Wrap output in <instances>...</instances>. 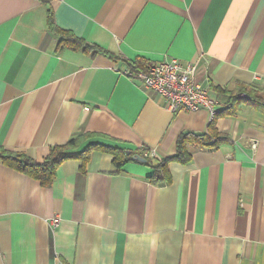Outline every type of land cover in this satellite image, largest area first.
<instances>
[{"label": "crops", "instance_id": "0c3cea01", "mask_svg": "<svg viewBox=\"0 0 264 264\" xmlns=\"http://www.w3.org/2000/svg\"><path fill=\"white\" fill-rule=\"evenodd\" d=\"M48 11L119 59L60 46ZM137 57L195 63L212 96H264V0H0V147L42 162L89 135L162 158L181 133L206 132V109L172 112L123 73ZM215 126L228 141L190 146L165 185L97 149L59 163L48 186L0 163V264H264V114L241 103Z\"/></svg>", "mask_w": 264, "mask_h": 264}, {"label": "trees", "instance_id": "16d2710c", "mask_svg": "<svg viewBox=\"0 0 264 264\" xmlns=\"http://www.w3.org/2000/svg\"><path fill=\"white\" fill-rule=\"evenodd\" d=\"M47 25L50 31H53L60 37V46H69L71 48H81L84 52L95 54H102L112 60H118L119 57L114 53L102 48L94 43H88L82 38H78L67 30L58 28L52 19V14L48 11ZM125 66L130 71L145 70L150 64L145 59L137 57L134 60H124ZM241 86L234 90H228L217 85H212L211 90L218 99L220 106L215 115L211 118L207 130L204 133L183 132L176 141L175 153L168 157L157 158L155 156H143L145 147H140L136 150H130V154H126L125 148L119 146L103 145L98 142L90 141L89 135L83 137L73 138L60 148H51L50 154L42 162H38L31 157L7 150L0 147V163L28 175L40 182L43 186H48L55 173L56 167L62 161L70 158H78L86 161L89 157V152L93 149L100 150L112 155V162L117 169H120L130 161L143 163L151 168V173L147 177L153 184L165 185L171 180L169 170V163L176 161L181 164H186L190 161L192 152L190 146L196 148H217L222 143L228 141L225 134L221 133L215 126V119L220 116H232L236 112L241 103H247L249 106L264 114V96L257 93L254 88ZM252 91V92H251ZM254 91V92H253ZM89 139L85 146L78 150L80 141ZM138 154L146 161L139 162L133 158V155Z\"/></svg>", "mask_w": 264, "mask_h": 264}, {"label": "built area", "instance_id": "2783aa9c", "mask_svg": "<svg viewBox=\"0 0 264 264\" xmlns=\"http://www.w3.org/2000/svg\"><path fill=\"white\" fill-rule=\"evenodd\" d=\"M123 73L140 80L146 88L163 98L172 112H196L204 108L212 118L220 106L218 99L196 80L197 65L193 62L171 58L152 63L145 70L132 72L126 69ZM142 152L143 156H154L153 150ZM58 223V218L50 221L52 227Z\"/></svg>", "mask_w": 264, "mask_h": 264}, {"label": "water", "instance_id": "95a60500", "mask_svg": "<svg viewBox=\"0 0 264 264\" xmlns=\"http://www.w3.org/2000/svg\"><path fill=\"white\" fill-rule=\"evenodd\" d=\"M130 153H131L130 150H126V154H130ZM133 158H134L136 161H139V162H145V161H146L143 157H141V156L138 155V154L133 155Z\"/></svg>", "mask_w": 264, "mask_h": 264}, {"label": "rangeland", "instance_id": "374dc122", "mask_svg": "<svg viewBox=\"0 0 264 264\" xmlns=\"http://www.w3.org/2000/svg\"><path fill=\"white\" fill-rule=\"evenodd\" d=\"M248 90H250L249 88H248ZM252 92V91H251ZM254 92V91H253Z\"/></svg>", "mask_w": 264, "mask_h": 264}]
</instances>
